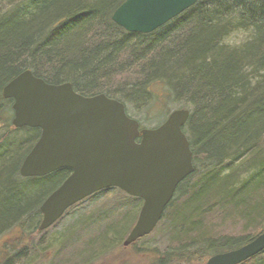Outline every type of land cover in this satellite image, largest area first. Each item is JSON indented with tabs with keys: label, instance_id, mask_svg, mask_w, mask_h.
I'll list each match as a JSON object with an SVG mask.
<instances>
[{
	"label": "trees",
	"instance_id": "16d2710c",
	"mask_svg": "<svg viewBox=\"0 0 264 264\" xmlns=\"http://www.w3.org/2000/svg\"><path fill=\"white\" fill-rule=\"evenodd\" d=\"M123 1L26 0L0 13V130L5 127L0 133V234L19 227V239L31 241L41 233L40 204L71 172L19 173L40 129L13 127L12 100L1 90L30 69L48 83L69 82L82 95L104 93L123 102L127 112L141 110V125L150 116L155 119L150 115L155 107L167 116L171 107L163 93L170 105L187 108L183 130L194 170L177 186L154 228L161 231L162 247L145 252L157 257L156 264H189L193 250L207 260L236 249L264 231V76L249 86L239 75L245 60L264 71V11L252 13L255 39L229 51L218 44L224 29L206 13L204 0L149 33H129L112 21ZM135 200L133 205L114 200L111 209L95 217L79 214L56 238L55 251L47 239L44 246L31 241L35 250L26 242L20 248L4 244L0 257L6 258L0 264H33L40 258L49 264H93L97 258H115L136 220L141 200ZM144 238L130 246L139 256L143 250L136 246ZM244 264H264V257Z\"/></svg>",
	"mask_w": 264,
	"mask_h": 264
},
{
	"label": "water",
	"instance_id": "95a60500",
	"mask_svg": "<svg viewBox=\"0 0 264 264\" xmlns=\"http://www.w3.org/2000/svg\"><path fill=\"white\" fill-rule=\"evenodd\" d=\"M198 0H124L112 13L128 32L148 33ZM12 99L15 128L40 129L19 167L22 177L71 173L42 202L39 230L94 192L117 187L142 205L123 246L148 235L162 218L177 185L193 172L190 142L182 127L189 110H172L154 128H141L123 102L104 93L84 96L71 83H48L25 69L1 90ZM264 250V231L239 248L211 256L206 264H238Z\"/></svg>",
	"mask_w": 264,
	"mask_h": 264
},
{
	"label": "rangeland",
	"instance_id": "374dc122",
	"mask_svg": "<svg viewBox=\"0 0 264 264\" xmlns=\"http://www.w3.org/2000/svg\"><path fill=\"white\" fill-rule=\"evenodd\" d=\"M2 2H6V3H2ZM15 2H20V0H2L0 1V13H5L6 11H8V9H11L10 5H13ZM165 93L162 94L163 96V100L165 101L166 106L169 108L171 107L170 111L175 109V108H179V106L174 107L173 105L169 104V99H167L164 95ZM162 103H159V105H161ZM168 111V113L170 112ZM133 118L136 119H141L142 116H144L143 113H141V110H136V109H130L128 112ZM152 115L155 119L151 120V116L149 114H146L149 118L150 122L147 123H142L145 124V127H153V126H157L158 124H160L159 122H162L165 118L163 115H161L160 110L158 108H154L151 111ZM167 113V114H168ZM164 118V119H163ZM2 126V124L0 123V127ZM5 129V127H3L0 130V133ZM114 196H116V198H114ZM113 197V199H111ZM111 199V200H109ZM114 200H117L118 203L121 204H129L132 203L136 204L137 200H133L132 197L128 196V195H124L119 193V191L115 190V189H111L107 192H102V193H96L93 196L87 198L86 200L78 203L77 205L71 207L70 209H68V211L66 212V214L61 217L58 222H56L54 225H52L51 227H49L48 229L42 231L41 233H37L35 236L32 237L31 241L34 244H41V246H44V241H49L51 243V245H55L52 247V250L55 251L56 248V238L59 237L60 235L65 234L66 230L68 227H70L72 225V223H74V218L81 215H83V213H87V212H93L91 213V215L93 217H95L98 213V211H100V213H102V211L107 210L108 207L112 206L114 203ZM104 203L105 206H107V208L104 207H100L102 204ZM125 206H130V205H125ZM140 209V208H139ZM138 209V212H139ZM137 212V214H138ZM109 215V214H107ZM21 235V231L19 227H15L13 229H11L10 231L4 232L0 234V254H1V250L3 249V245L4 244H10V247L13 246L14 248H20L22 246L19 245V243H24L26 242V246L27 248H32L34 249V246L32 244L31 241H25L24 239H19ZM163 243V238L161 237V231L159 229L154 230L151 234H149L148 236H146L144 239L140 240L138 242V245L136 246V248L142 249V255H137V253L135 252V249L133 247H125L124 250L120 251V254L116 253V257L115 258H111V257H103L101 260L94 259L93 260V264H156V260L157 257L153 254H150L148 252L147 249L150 248L149 251H152L154 248L156 249H160L162 247ZM74 246H78L77 244ZM35 250V249H34ZM6 252V251H5ZM4 254V253H3ZM6 258V257H5ZM4 258V259H5ZM35 258V257H34ZM2 259L0 257V263L4 262L5 260ZM116 262V263H115ZM33 264H49L47 258L45 259H37ZM188 264V263H186ZM190 264V263H189Z\"/></svg>",
	"mask_w": 264,
	"mask_h": 264
},
{
	"label": "clouds",
	"instance_id": "9594fccd",
	"mask_svg": "<svg viewBox=\"0 0 264 264\" xmlns=\"http://www.w3.org/2000/svg\"><path fill=\"white\" fill-rule=\"evenodd\" d=\"M204 4L206 13L224 29L218 41L220 47L239 51L257 36L258 25L252 13L264 11V0H204ZM239 75L247 79L249 86H255L264 71H258L255 63L245 60L239 66ZM205 260L202 252L193 250L190 264H205Z\"/></svg>",
	"mask_w": 264,
	"mask_h": 264
},
{
	"label": "flooded vegetation",
	"instance_id": "af4514ba",
	"mask_svg": "<svg viewBox=\"0 0 264 264\" xmlns=\"http://www.w3.org/2000/svg\"><path fill=\"white\" fill-rule=\"evenodd\" d=\"M253 257H255L256 259H261L262 257H264V250L262 251V252H260L259 254H257V255H255V256H253ZM103 257H101V259H102ZM252 258V257H251ZM250 259V258H249ZM248 260V259H247ZM247 260H245V261H243V262H241V263H239V264H244ZM207 261V260H206ZM205 264H206V262H205Z\"/></svg>",
	"mask_w": 264,
	"mask_h": 264
},
{
	"label": "bare ground",
	"instance_id": "6f19581e",
	"mask_svg": "<svg viewBox=\"0 0 264 264\" xmlns=\"http://www.w3.org/2000/svg\"><path fill=\"white\" fill-rule=\"evenodd\" d=\"M20 1H21L22 3L27 4V3H26V0H20ZM2 3L4 4V3H6V2H2Z\"/></svg>",
	"mask_w": 264,
	"mask_h": 264
}]
</instances>
